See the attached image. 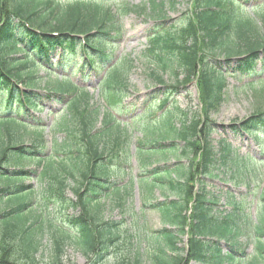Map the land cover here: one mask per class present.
<instances>
[{"label": "trees", "instance_id": "1", "mask_svg": "<svg viewBox=\"0 0 264 264\" xmlns=\"http://www.w3.org/2000/svg\"><path fill=\"white\" fill-rule=\"evenodd\" d=\"M250 1L195 0L183 32L173 28L163 32L159 24L161 28L152 29L154 67L162 75L171 74L179 84L198 81L202 103L201 113H194L180 128L170 113L157 127L160 138L140 146L144 163L168 156L188 162L187 166L169 168L163 164L155 169H149L153 166L149 163L143 170L149 193L168 182L178 196L149 205L161 214L166 226L155 237L158 248L152 264H264V189L254 221L234 192L219 191L209 183L223 171L224 179L231 174L229 181L241 187L261 169L252 166L259 164L255 160L237 156L225 140L218 142L216 150L212 139L215 123L211 116L223 104L226 87L223 65L214 59L223 58L227 68L235 62L231 71L240 76H258V66H264V5L255 12L260 24L241 15L238 8ZM176 4L177 0H149L141 6L123 3L115 12L98 0H0V264H42L39 257L43 252L49 253L50 264H63L67 249L92 257L94 264L103 263L109 244L119 239V231L117 223L99 219L101 200L111 193L118 197L123 194L110 181L104 165L109 152L101 140L112 138L116 145L123 126L107 110L100 115L99 110L90 108L88 92L74 86L67 76L57 83L48 81L47 87L40 89L39 75L44 71L48 77L57 78L58 72L92 68L94 59H106L105 44L114 39L113 35L119 37L118 17L136 13L163 20L167 8L173 10ZM198 45L207 49L211 58L200 60ZM78 54L84 59L80 67L74 62ZM57 56L59 59L52 62ZM128 64L115 66L105 77L104 90L121 91ZM157 82L163 83L158 77ZM42 91L45 95L39 93ZM45 100L65 106L66 115L57 129L65 128L71 142L64 141L62 146L56 143L53 155L45 151L41 121L32 115L33 122L26 118L30 124H25V119L23 123L18 118L22 113L29 116L39 112ZM13 111L17 117L12 116ZM99 117L103 133L97 130ZM28 128L34 130L30 145L21 136ZM231 129L261 136L264 113L231 125ZM151 134L155 131H147L145 137ZM78 144L84 147L86 163L61 159L72 155L73 145ZM26 162L37 164V168H25ZM262 169L264 173V165ZM30 180L44 182L49 195L45 202L50 201L53 191L64 194L71 181L76 199L65 202L68 210L79 215L60 226L47 215V204H43L45 210L34 209V187L26 185ZM47 236L52 239L50 248L45 244ZM184 237L186 250L177 247ZM242 237L247 238L246 248L240 242ZM250 245L254 255L248 256ZM134 264H141L139 257Z\"/></svg>", "mask_w": 264, "mask_h": 264}, {"label": "rangeland", "instance_id": "2", "mask_svg": "<svg viewBox=\"0 0 264 264\" xmlns=\"http://www.w3.org/2000/svg\"><path fill=\"white\" fill-rule=\"evenodd\" d=\"M98 1L108 4L115 12L123 3L141 6L149 2V0ZM263 5L264 0H254L244 7L238 6V8L241 15L249 16L260 24V20L255 19V12ZM194 7L195 0H177L174 9L167 8V12L162 15L163 20H157L153 15H138L136 13L118 17L117 25L120 34L119 37L113 35L114 39H110L105 44V55L107 57L104 61L94 59L95 66L92 68L86 66L83 70L77 69L75 72L67 70L62 75L59 72L57 78L54 75L48 77L49 75L44 71L40 72L39 77L42 78L38 83L40 89L46 88L48 81L57 83L60 82L62 76H67L74 85L86 89V92L90 95L88 100L91 105L90 108L99 110L100 115L103 114V110H107L123 126L121 138L116 145L112 138L104 137L101 140L109 152L104 165L109 171L110 181L119 186L120 193L123 194L118 197V195L115 196L111 193L109 197L101 200L103 209L99 219L117 223L119 231V239L115 243L109 244V250L101 264H134L136 257H139L141 264H152L153 253L158 248L155 237L157 232L166 228V226L163 223L161 214L149 205L178 198L169 189L168 182H165L162 187H157L152 194L149 193V183L143 181L142 174L145 172L143 171L144 168L150 166L149 163L153 164L149 169L158 168L163 164H166V167L173 168L176 165L187 166V159H179L180 161H178L172 156L167 158L154 157L151 158L150 162L144 163L141 158L142 147L140 146L144 141L160 138L161 135L157 132V127L170 113L174 117L173 122L179 125L180 128L182 122L190 120L194 113L200 114L202 111L201 90L198 81L193 80L187 84H179L175 78H172L171 74H160L158 68L156 69L153 65L155 56L151 51L152 32H154L152 29L159 24L165 29L163 32L170 28L183 32L186 29L185 25L188 19L192 17ZM224 10L227 11L228 7ZM161 27H156V30ZM188 41L191 43L190 38ZM197 50L199 51L200 60L207 56L211 58L209 51L204 47L201 48L198 45ZM56 60L54 58L53 62ZM214 61L223 65L226 78V87L222 93L223 104L211 116V120L215 123L212 135L215 148L218 150V142L225 140L226 143L232 146L237 156L247 160H255L259 164L252 163V166H258L261 169H259L260 172L257 177L249 179L248 185H242L241 187H235L229 181L231 174L224 179L223 171H221L222 175L217 173L219 174L218 177L212 182L209 181V183L213 188H218L219 191L226 192L230 190L234 192V195H237L246 205V212L249 216L256 221L260 209L259 197L264 189V173L262 172L264 165V129L259 130L261 136L255 137L234 132L231 125H239L251 116L264 113V66H258L255 73V75L259 74L258 76H240L231 71L235 67V62H232L231 68H227L224 65L223 58H215ZM74 62L79 66L82 65L83 61L80 60V55H76ZM124 62L129 64L126 73L122 76L124 83L121 91L104 90L105 77L113 71L115 66L119 68ZM157 77L161 78L163 83H158ZM181 80L183 81V79ZM39 93L45 95L43 91ZM12 114L17 117L14 111ZM32 115L41 121L43 145L48 155L55 154L56 143L62 146L64 141L70 142L65 128L57 129L58 124L66 115L64 105L45 100L39 112H30L29 116L22 113L18 118L23 123L25 121V124H30L34 119L30 117ZM99 118L97 130L103 133L100 125L101 117ZM23 119L25 120L23 121ZM149 130L155 131V134H151L150 138H147L145 134ZM33 132L32 128H28L27 131L21 134L26 145L31 144ZM76 143L73 142V144ZM73 146V154L60 155L61 159L68 162L72 158L74 162L78 160L80 164L86 163L87 157L84 154L82 155V152L85 153L83 145ZM24 165L28 169L37 168V164L26 162ZM27 184L34 187V195L31 197L32 204L35 206L34 209L40 207L41 210H45L43 204H47V215L51 219H55L58 225H64L63 223L67 222L69 217L79 215L78 212L68 210V203L65 202L67 200L75 201L76 199L74 192H72L73 184L71 181H69L64 194L57 191L51 192L53 195L48 202H45V198L49 195L46 193L44 182L41 184L40 181L30 180L26 181ZM221 204L224 205L225 200H222ZM240 242L246 248L247 238L242 237ZM51 243V237L47 236L45 244L48 248H50ZM222 246L227 250L224 244ZM177 247L186 250L187 237H184ZM253 251L254 246L250 245L246 251L247 255H254ZM48 255V252L45 254L43 252L40 255L39 258L42 264H50V256ZM63 264H94V262L92 257L88 258L81 252L67 249L63 257Z\"/></svg>", "mask_w": 264, "mask_h": 264}]
</instances>
